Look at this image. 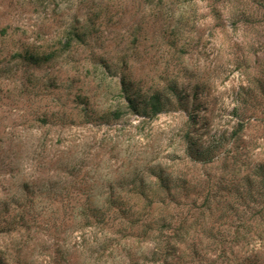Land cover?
<instances>
[{
    "label": "rangeland",
    "instance_id": "374dc122",
    "mask_svg": "<svg viewBox=\"0 0 264 264\" xmlns=\"http://www.w3.org/2000/svg\"><path fill=\"white\" fill-rule=\"evenodd\" d=\"M263 2L0 0L6 264H264Z\"/></svg>",
    "mask_w": 264,
    "mask_h": 264
},
{
    "label": "trees",
    "instance_id": "16d2710c",
    "mask_svg": "<svg viewBox=\"0 0 264 264\" xmlns=\"http://www.w3.org/2000/svg\"><path fill=\"white\" fill-rule=\"evenodd\" d=\"M262 5H263V8H264V2L262 3ZM30 58L31 59H36L32 55L30 56ZM124 100L126 101L125 105L127 106V108H129L131 110V112L139 113V111L142 110V113L147 114V115H151V116H154V115H156L159 112H162L164 107L166 106L165 101H162V99H161V97H160V95L158 93H154V94L150 95L149 97L144 98V99H140V100H136V95L135 96H131L130 94H127L126 96H124ZM118 111L119 110H117L116 117L120 118L121 114ZM187 148L190 151V155H198L195 152V150H194V142L188 143ZM204 156H205V154H204ZM259 170H260V175L262 177L260 179L261 186H264V164L260 165ZM160 181H162L161 182L162 186H164L166 189L169 188L168 187L169 186L168 181H166L165 179H162V178H160ZM151 193H155V192H151ZM262 195L264 196V191H263ZM138 196L143 198V199H145V202H147V206H151L152 202H154L153 201V197L159 196V194H150V195H148V194H144L142 192L141 194H138ZM168 196H169V194H168ZM160 201L164 202V197L161 198ZM90 203L91 202H89V204ZM107 203H108L109 206H111V204H112V202L109 201V200H108ZM263 205H264V203H263ZM205 207H206V209H209L208 201H207V204H206ZM85 209L88 212L91 213L90 217H93V219H94L93 220L94 224H92V222H90V224H89V222H87V224L89 226H96L98 223H103L101 220H97L96 221V219L94 218V217H96L95 213L98 211L97 207L94 208V207H91V205H90V207L88 206ZM23 216H24L23 213L18 214L16 221L23 220ZM183 223H184L183 221H180V223L178 225L172 226L171 223L168 222L166 224V226H161L159 228V229H161L163 227L165 229H171L172 236L169 237L168 239H165L164 244L162 246H160V236H157V237L154 238V241L156 240L155 245L157 247L155 249V252H154L156 258H158L160 256H162V257L165 256V258H166L167 256L171 255L172 252L175 250L176 242H180V241H182L185 238L186 231H185ZM160 231H162V229ZM0 264H6V262H4V260L1 258V256H0Z\"/></svg>",
    "mask_w": 264,
    "mask_h": 264
}]
</instances>
